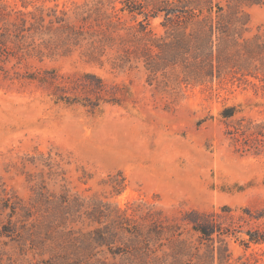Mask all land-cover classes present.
Listing matches in <instances>:
<instances>
[{
    "label": "trees",
    "instance_id": "1",
    "mask_svg": "<svg viewBox=\"0 0 264 264\" xmlns=\"http://www.w3.org/2000/svg\"><path fill=\"white\" fill-rule=\"evenodd\" d=\"M31 3L22 0L23 8H11L0 0V62L79 53L100 67L124 71L144 66L159 85L254 77L264 87V32L250 33V9L264 0H84L70 9H28ZM156 18L162 33L150 27ZM117 88L85 72L57 85L53 94L58 102L80 101L94 110L101 101L121 103ZM69 90L86 101L67 95ZM237 111L228 106L221 112L232 123L228 132L235 141L254 134L252 120L232 121ZM255 139L261 144V138ZM57 154L59 159L44 154L22 158L28 199L0 183V251L16 247L22 254L38 255L39 264H236L231 239L246 249L264 244V227L242 228L246 214L260 219L264 210L244 208L246 214L236 216L224 205L222 212L189 209L172 216L164 207L143 202L122 208L99 192L73 191L65 159ZM29 165L35 169L27 170ZM79 177L87 183L93 174L82 167ZM101 184L119 195L127 179L118 171Z\"/></svg>",
    "mask_w": 264,
    "mask_h": 264
},
{
    "label": "rangeland",
    "instance_id": "2",
    "mask_svg": "<svg viewBox=\"0 0 264 264\" xmlns=\"http://www.w3.org/2000/svg\"><path fill=\"white\" fill-rule=\"evenodd\" d=\"M3 1L11 8H23L22 0ZM31 1L28 9L34 5L70 9L84 0ZM250 13V33L264 32V5L252 7ZM150 27L163 32L159 18L152 19ZM85 72L99 74L109 87L117 85L122 102L101 101L94 110L80 101L58 102L53 94L56 86ZM249 78L159 85L144 66L124 71L100 67L79 53L0 62V183L28 199L31 190L21 172L22 158L44 154L59 159L61 153L73 191L99 192L122 208L143 202L164 207L172 216L189 209L222 212L224 205L231 206L236 216L246 214L244 208L263 211L264 87L258 78ZM67 95L76 94L69 90ZM228 106L238 109L232 121H253L252 136L232 138L228 132L232 123L221 116ZM255 138H261V144ZM82 167L93 174L87 183L79 177ZM118 171L127 179L119 195L101 184ZM246 216L245 230L264 227V216ZM230 245L233 263L264 261V244L246 249L231 239ZM32 254L6 246L0 251V264H39L40 257ZM238 257L242 258L236 261Z\"/></svg>",
    "mask_w": 264,
    "mask_h": 264
}]
</instances>
